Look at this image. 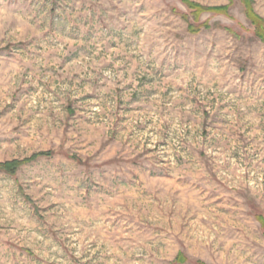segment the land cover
I'll list each match as a JSON object with an SVG mask.
<instances>
[{
  "label": "rangeland",
  "instance_id": "374dc122",
  "mask_svg": "<svg viewBox=\"0 0 264 264\" xmlns=\"http://www.w3.org/2000/svg\"><path fill=\"white\" fill-rule=\"evenodd\" d=\"M189 1L227 8L0 0V162L51 152L0 171V264H264V42Z\"/></svg>",
  "mask_w": 264,
  "mask_h": 264
},
{
  "label": "trees",
  "instance_id": "16d2710c",
  "mask_svg": "<svg viewBox=\"0 0 264 264\" xmlns=\"http://www.w3.org/2000/svg\"><path fill=\"white\" fill-rule=\"evenodd\" d=\"M185 5L191 10V12L196 15L199 14L200 12L203 11H213V12H218V11H224L226 10L227 6H217V7H208V6H203L201 4L189 1V0H182ZM242 3L244 4L245 7V14L246 17L248 18L249 22L254 26V33L255 35L264 42V19L258 16L252 7V0H241ZM205 27L207 26L206 24H203ZM50 151H40L37 153L32 154L29 157L21 158V159H11L7 161H2L0 162V171L13 174L16 172V170L24 163L31 161L39 156H44V155H50ZM180 257V254L177 256ZM198 264H206L204 262L199 261Z\"/></svg>",
  "mask_w": 264,
  "mask_h": 264
}]
</instances>
